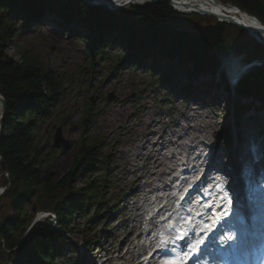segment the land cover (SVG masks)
I'll return each mask as SVG.
<instances>
[{
  "label": "trees",
  "instance_id": "trees-1",
  "mask_svg": "<svg viewBox=\"0 0 264 264\" xmlns=\"http://www.w3.org/2000/svg\"><path fill=\"white\" fill-rule=\"evenodd\" d=\"M217 1L233 5L264 24V0ZM46 15L56 17L55 22L60 19L68 35L82 40L93 64L98 57L122 46L115 70L139 67L147 61L155 67L164 61L166 65H178L192 80L218 73L220 56L230 51L246 55L248 61L259 60L261 66L244 77L235 91L239 98L237 117L240 120L254 101L264 106V46L240 27L214 21L201 30L187 29L186 19L190 23L201 16L179 14L169 7L168 0L121 11L79 0H0V94L6 103L0 135L4 160L0 189L8 183L5 174L11 180L0 200V264H63L60 259L67 248L72 246L77 251L62 232H67L70 221L82 218L94 231V219L110 207V151L102 152L97 138L81 143L72 170L60 179L52 174L56 156L42 153L40 133L46 123L55 119L65 126L68 122L61 114L67 94L64 75L46 67L31 52L23 51L18 62L6 55L14 35L29 31L32 23L40 24ZM166 71L163 69L155 81L170 82L171 75ZM156 72L153 68L152 75ZM222 79L228 90L224 76ZM183 88L188 91L192 86ZM86 110L91 123L92 109ZM93 171H99L97 176L76 188V180ZM90 209L94 214H88ZM39 212L55 215L58 229L48 219L34 224ZM96 239L95 235L86 238L84 244L91 246Z\"/></svg>",
  "mask_w": 264,
  "mask_h": 264
},
{
  "label": "rangeland",
  "instance_id": "rangeland-1",
  "mask_svg": "<svg viewBox=\"0 0 264 264\" xmlns=\"http://www.w3.org/2000/svg\"><path fill=\"white\" fill-rule=\"evenodd\" d=\"M51 19L50 16H46L43 22L47 24ZM185 21L187 22L186 28L190 30H201L215 23V20L207 17H197V19H192L190 23H188L190 19ZM47 33L61 38H59L60 40L48 39ZM13 39L9 42L6 50V55L9 58L18 62L21 60L23 51L31 52L39 57L46 67L55 73L63 74L65 78L64 86L67 89V94L61 114L62 117L68 118V122L63 126V134L66 139L70 140L73 147L69 152H64L62 148L54 146L53 139L56 129L62 127L56 123L55 119L48 121L40 133L42 153L49 154V157L56 156V162L52 168L55 179L62 178L72 170L75 155L81 147V143L97 138L99 144L102 145L101 151H110L112 188L107 194L109 209L101 212L99 218L94 219V223H97L94 231L84 224L82 218L71 220L67 232L62 231L68 242L77 246L84 244L86 238L95 235L97 239L92 243L96 242L99 247L110 254L111 260L105 264H121L123 262L136 264V262H141L142 257L147 255V248L139 251L137 248L139 243L135 241V238L133 243L123 244V246L121 243L127 236H130L129 226L139 227L140 222L143 223L140 233L146 235L149 232L151 234L154 224L158 223L157 220L152 222L151 218L159 217V209L161 208L157 204H154L156 206L152 208L155 201L154 196L143 197L139 200L136 198V189L127 183H122V174L116 169L117 163L112 158V151L116 145L120 149H128L130 142L119 135L115 136V133L107 135L99 128V125L106 118V113L114 104L125 106L133 123H140L145 116L146 125H150L153 120L156 121V130L159 128V130L164 131L163 136L169 141H174L172 136L178 130L176 127L178 123L185 128L188 120L194 119L193 123L190 124L191 126L182 132V142L185 145H196L204 140L209 143L210 147L212 146V151L222 156L223 159H226L225 155L233 153L236 141L239 143V147H235V151L239 154L242 152V148L244 150L251 148V141H255L254 148L264 147L262 137L256 133L257 128L264 127V119L262 118L264 117V110L257 101L251 104L248 112L241 118L243 124V128L239 130L241 136H238L234 143L227 139L222 130L228 127L231 121L238 123L235 108L239 98L236 94L228 95L226 90L222 89L223 85L220 78L216 76L217 74L214 76L210 74L200 75L188 82L187 75L184 74L183 70L178 69V65H166L164 61L155 67L154 64L147 61L139 67L126 66L115 70L114 68L118 63V50H121L122 46H116L105 57H98L93 64V59L90 54L85 53V47L80 38L67 35L62 28L49 29L47 25L43 27L32 25L29 31L20 30ZM230 52L239 54L234 51ZM233 58H237V55H233ZM227 60L228 57L221 58V61ZM153 68L157 69L154 75H152ZM223 68L220 67L219 71L226 74ZM163 69L171 75L170 82L155 81L163 74ZM218 83L221 84L220 89L216 88ZM186 86L193 87L192 93H185L183 87ZM203 90L205 92H202ZM209 94H213L218 100H208L205 106L192 102L194 96L206 99L205 95ZM189 104L195 106L196 113L188 116L190 113ZM88 107L92 109L91 123H88V117H86ZM256 110L260 111V121L255 120L253 122L250 118L257 113ZM207 117H210L209 121H207ZM159 122L164 124L163 129L159 125L156 127ZM83 135L84 141H81ZM170 151L178 153L175 148H171L165 152L166 156L171 155ZM179 160L177 158L176 163L182 167L183 159L179 157ZM240 161L242 170L250 173L252 168L249 165V159L242 155ZM98 173L99 171H93L91 175L88 172L84 173L76 180V188L83 187L88 178L95 177ZM252 175L255 179L256 174L252 173ZM240 185L246 186L247 189L249 187L244 179ZM136 200H139V205L142 207V218L139 217L140 212H137L133 207ZM166 209H170V207H166ZM88 214H94V210L90 209ZM94 225L91 224V226ZM145 241L147 240H144V243ZM126 247H128L127 252ZM123 255H125L124 260L120 261L119 258ZM82 256L85 257L86 264H93V260L87 252L82 253ZM60 261L63 264H77L80 261V256L73 251L71 246L66 249L65 256Z\"/></svg>",
  "mask_w": 264,
  "mask_h": 264
},
{
  "label": "bare ground",
  "instance_id": "bare-ground-1",
  "mask_svg": "<svg viewBox=\"0 0 264 264\" xmlns=\"http://www.w3.org/2000/svg\"><path fill=\"white\" fill-rule=\"evenodd\" d=\"M179 1L181 2V7L185 9H203L217 15L235 17L240 23L247 27L249 31L255 33L259 39L264 41V31H261L264 30L261 28L262 25H260L257 20L251 19L250 16L243 13H237L232 7H224L220 4H212L208 1ZM122 2L131 4L132 2H135V0H120L112 2L111 5L113 7ZM48 28L53 29L52 27ZM46 37L53 40H60L59 38H61L51 33H47ZM231 70L232 68H230V71ZM202 92L205 91L203 90ZM205 96L206 99H200L197 96H194L192 102L197 103V105L203 104L205 106L208 100H218L213 94ZM188 110L190 111L188 116L196 113V108L195 106H192V104H189ZM259 112L260 111H257V113L253 114V117L250 118L251 121H260ZM145 120L146 116L140 121V123H133L131 116L128 114L127 108L122 105L116 106L114 104L106 113L104 122L99 125V128L107 135L115 133V136L119 135L130 142L128 149H120L117 145L114 146L115 148L113 147L112 158L117 163L116 169L122 174V183H127L130 186H133L134 189H136V198H139V200L143 197L154 196L155 201L152 204V208H155L154 204L161 206L165 202H167V204L174 203L175 189L173 184L175 182H179V185L184 186V182L191 175L197 177L199 181L204 182L205 178L220 164H223V169L227 171L226 176L228 178H233V172H231L230 169L228 170L229 165L227 159L229 158V154L224 156L226 159H223L222 156L214 153L212 151V146L210 147L209 143L204 140L198 142L196 145H185L182 142V132L186 131V128L191 126L190 124L193 123L194 119L190 118V120H188V118H186L188 123L185 128H183L180 123L177 124L176 127L178 130H176L172 136L174 141L165 139L163 136L165 133L164 131L159 130V128L156 130V121L153 120L150 125H146ZM209 120L210 117H207V121ZM158 125L161 129L164 128L162 122H159L156 127H158ZM225 128L228 131L229 140H232L233 143L238 139V136H241L239 132L240 128L237 126L236 122L231 121V124L229 123L228 127ZM238 144L239 143L236 141L234 143L235 147H239ZM171 148H175L178 153L170 151L171 155L168 157L165 152ZM238 155L239 157L243 155L246 159H250V157L253 156L250 149L244 150L243 148L242 152L240 154L238 153ZM238 155L236 151L234 155L236 159L233 158L236 163L238 162ZM255 156L259 165L264 167V154L262 153V148L257 149ZM179 157L182 158L184 162L182 167L176 163V160L177 158L179 160ZM180 168H182L183 171L178 173V169L180 170ZM240 177L241 175H239L238 180L232 184L231 190L234 194L243 195L246 192V188L240 186ZM139 200H136L133 207L137 212H140L139 217L142 218L143 212L142 207L139 205ZM148 208L151 209L150 206H148ZM166 211L169 212L168 210ZM142 226V222H140L139 227L129 226L130 236H127L122 241L121 245L123 246V244L133 243V239L135 238V241H138L139 243L137 245L139 251L147 248V244L144 243V240H148L149 235L140 233ZM124 257L125 255L120 257V261H123ZM136 264L143 263L136 262Z\"/></svg>",
  "mask_w": 264,
  "mask_h": 264
},
{
  "label": "water",
  "instance_id": "water-1",
  "mask_svg": "<svg viewBox=\"0 0 264 264\" xmlns=\"http://www.w3.org/2000/svg\"><path fill=\"white\" fill-rule=\"evenodd\" d=\"M79 1H82V0H79ZM97 1L99 2V4L101 6H106V2L104 0H97ZM168 1H170L171 3H173L175 5H178L177 2H173L172 0H168ZM140 5H148V3L144 0H142ZM196 11L198 14L203 15L205 17L214 18L216 20L220 19L221 21H224L225 23L240 27L247 32L249 31L247 29V27H245L242 23H240V21L237 20L235 17H229L227 15H217V14H214L213 12L203 10V9H197ZM261 28L264 29L263 26ZM261 31H264V30H261ZM5 114H6V103H5L3 96L0 94V134H1ZM54 146L57 148H62L64 152H69L73 147L72 143L64 137L63 127H59L54 134ZM3 162H4V160L0 154V169L3 165ZM6 176L8 178V183L4 188L0 189V200H1L2 196L4 195V193L11 186V180L7 174H6Z\"/></svg>",
  "mask_w": 264,
  "mask_h": 264
},
{
  "label": "built area",
  "instance_id": "built-area-1",
  "mask_svg": "<svg viewBox=\"0 0 264 264\" xmlns=\"http://www.w3.org/2000/svg\"><path fill=\"white\" fill-rule=\"evenodd\" d=\"M154 1H159V0H151V2H154ZM173 2H177L178 3V5H175V4H171V7L172 8H175V9H179V10H184L185 8H182L181 7V2L179 1V0H172ZM196 1H208V2H211L212 4H216V2L214 1V0H191L190 2H196ZM135 2H138V0H135ZM125 4V2H123V3H120V5H124Z\"/></svg>",
  "mask_w": 264,
  "mask_h": 264
}]
</instances>
